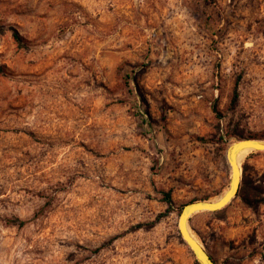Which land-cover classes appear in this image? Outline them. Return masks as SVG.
Returning a JSON list of instances; mask_svg holds the SVG:
<instances>
[{"label":"rangeland","instance_id":"1","mask_svg":"<svg viewBox=\"0 0 264 264\" xmlns=\"http://www.w3.org/2000/svg\"><path fill=\"white\" fill-rule=\"evenodd\" d=\"M234 133L264 139V0H0V264H198L178 215ZM241 166L189 220L215 264H264V151Z\"/></svg>","mask_w":264,"mask_h":264},{"label":"water","instance_id":"2","mask_svg":"<svg viewBox=\"0 0 264 264\" xmlns=\"http://www.w3.org/2000/svg\"><path fill=\"white\" fill-rule=\"evenodd\" d=\"M244 150L264 151V139L245 137L237 138L230 142L225 153V157L230 169V179L224 192H222L219 195V198L214 201L210 199H202L187 202L182 206L179 212L178 230L180 236L191 249L198 264H215V262L206 251L204 246L196 241L190 234L188 230V228L190 229L189 220L194 214L202 211L213 212L223 209L231 202L233 198L236 197L242 182L243 175V169L241 165H238L237 156L241 151Z\"/></svg>","mask_w":264,"mask_h":264},{"label":"trees","instance_id":"3","mask_svg":"<svg viewBox=\"0 0 264 264\" xmlns=\"http://www.w3.org/2000/svg\"><path fill=\"white\" fill-rule=\"evenodd\" d=\"M13 37H14V39H15L16 41L20 42L21 38H20V36H19V34H18L17 31H14V33H13ZM237 98H238V92H237V86H235L231 103H232V104H235L236 101H237ZM234 134H236V135H237L238 137H240V138H244V136H243L242 134H239V133H234ZM226 135H229V134L226 133ZM220 139H221V140L223 139V136H222V135L220 136ZM246 177H247V176H246V167L243 166L242 182H241L240 188H239L238 193H237L236 196H241L242 189H243V187H244V184L246 183ZM259 193H260L259 190L256 191V192H254V196L258 195ZM202 199H206V198H202ZM202 199H192V200H190L189 202H191V201H195V200H202ZM165 200H166V202H167L168 205H171V204H172V203H171L170 196H169L168 193H166V199H165ZM244 200H246V199L244 198ZM217 212H218V210H217V211H213V213H217ZM154 223H155V221H152L151 223H149V224L146 225V226H147V227H151V226H153ZM212 259H213V258H212Z\"/></svg>","mask_w":264,"mask_h":264},{"label":"bare ground","instance_id":"4","mask_svg":"<svg viewBox=\"0 0 264 264\" xmlns=\"http://www.w3.org/2000/svg\"><path fill=\"white\" fill-rule=\"evenodd\" d=\"M260 18V17H259ZM250 150H244V151H241L239 154H238V156H237V160H238V165H241V163L243 162V160L245 159V157H246V154H247V152H249ZM219 198V196H216L215 198H213V199H211V200H216V199H218ZM188 230H189V232H190V234L192 235V237L196 240V241H198L199 242V238L195 235V233L191 230V229H189L188 228ZM200 243V242H199Z\"/></svg>","mask_w":264,"mask_h":264}]
</instances>
